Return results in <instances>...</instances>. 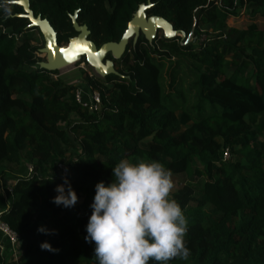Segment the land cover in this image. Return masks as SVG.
<instances>
[{
	"label": "trees",
	"instance_id": "trees-1",
	"mask_svg": "<svg viewBox=\"0 0 264 264\" xmlns=\"http://www.w3.org/2000/svg\"><path fill=\"white\" fill-rule=\"evenodd\" d=\"M150 2L148 16L204 41L181 47L179 38L130 40L115 62L123 78L86 79L100 99L94 112L77 103L74 86L51 78L57 72L38 67L40 33L17 17L20 7L11 4L12 18L0 20V219L21 249L7 261L13 249L0 244V264H95L94 243L84 240L94 186L112 182L120 159L159 161L182 178L171 196L186 216L190 255L169 264H264V0ZM29 4L58 44L76 36L70 16L77 11L99 48L121 39L146 0ZM243 11L260 17L261 26L227 28ZM70 136L79 152L65 165L78 200L64 208L51 201L63 182L59 144L71 145Z\"/></svg>",
	"mask_w": 264,
	"mask_h": 264
},
{
	"label": "clouds",
	"instance_id": "clouds-1",
	"mask_svg": "<svg viewBox=\"0 0 264 264\" xmlns=\"http://www.w3.org/2000/svg\"><path fill=\"white\" fill-rule=\"evenodd\" d=\"M10 0H0V20L11 19ZM112 182L95 184L86 243H94L95 264H169L186 261V216L172 198L171 172L159 161L132 163L120 159L111 168ZM56 185L52 203L73 207L78 200L66 177ZM39 232H46L38 228ZM51 250L48 243L40 245Z\"/></svg>",
	"mask_w": 264,
	"mask_h": 264
},
{
	"label": "water",
	"instance_id": "water-1",
	"mask_svg": "<svg viewBox=\"0 0 264 264\" xmlns=\"http://www.w3.org/2000/svg\"><path fill=\"white\" fill-rule=\"evenodd\" d=\"M29 1L14 0L11 4L22 9L23 14L17 15V17L26 19L29 22V29H37L39 31L43 40V47L39 50V56L42 61L38 63V67L48 73L59 72L84 60L85 64L92 68L101 79L109 76L123 78L116 71L114 62L122 59L130 40L132 45L135 46L140 36H142L149 45H152L157 33L160 31L164 40L179 38L180 46L186 47L188 40L185 43L183 40L185 38L188 39L193 32L186 37L184 32L175 31L172 25L164 19L148 16L147 11L151 9L152 4L150 0H146V4L138 6L137 11L133 14L125 32L117 43L110 42L97 48L89 40L90 32L87 27L78 24V12L76 11L73 16H70L76 36L70 38L66 44H58L57 33L48 20L42 19L40 16H34L30 9Z\"/></svg>",
	"mask_w": 264,
	"mask_h": 264
},
{
	"label": "rangeland",
	"instance_id": "rangeland-1",
	"mask_svg": "<svg viewBox=\"0 0 264 264\" xmlns=\"http://www.w3.org/2000/svg\"><path fill=\"white\" fill-rule=\"evenodd\" d=\"M218 4H220V1H217ZM256 23L259 27L261 26L262 24V20L260 17H255V18H250L246 11H243L237 18H233V17H229L226 21V24H227V28H238V29H241V28H244L245 26H247L248 24L250 23ZM161 32L159 31L157 33V36H160L161 37ZM34 37L37 38L39 40V46H41V48L43 47V40H42V37L41 35L39 36L37 33L34 34ZM205 39V36L202 35L199 40L194 36V32H192L191 36L187 39L185 38L183 40V42L185 43L186 40H188V43L186 44L187 46L188 45H194V46H197L198 44H200L201 42H203ZM39 56V54H38ZM40 58V56H39ZM41 59V58H40ZM120 66V65H119ZM116 71L119 69V67H115ZM51 78L53 79H59L61 80L65 85H68V86H74L75 87V90H83L84 92H87L88 88H87V81L86 79L87 78H90V79H101L100 77H98L95 72L93 71L92 68L88 67L85 63L83 62H80V63H77L76 65L72 66V67H68L64 70H61L59 72H57V74L55 75H51ZM61 127H64V124H61ZM70 139H71V145H62V144H59V152L62 156V159H63V163L64 164H67L70 160V158L77 154L79 152V143L78 141H73L72 137L70 136ZM228 159H229V156H228ZM6 168L9 172H15L17 170V166L15 165H11V164H6ZM27 168L31 169V166L27 165ZM172 178V181H173V184H174V188L171 192L174 193L175 191H177L178 189L181 188V182H182V178L181 177H173L171 176ZM12 182L9 181L7 182L6 186L9 187L11 186ZM3 197V192L0 188V199ZM1 212V210H0ZM2 241L3 243H7L6 240H4L3 238L0 240ZM9 245V244H8ZM8 248H11L13 249V252L12 253H6L7 255L6 256V260L7 261H10L14 255V257L17 259V256L19 254H21V249L19 248V246H10Z\"/></svg>",
	"mask_w": 264,
	"mask_h": 264
},
{
	"label": "built area",
	"instance_id": "built-area-1",
	"mask_svg": "<svg viewBox=\"0 0 264 264\" xmlns=\"http://www.w3.org/2000/svg\"><path fill=\"white\" fill-rule=\"evenodd\" d=\"M87 92H84L83 90H76L75 96L76 101L78 104L82 106H87L89 108V112H94L98 110L100 99L97 92H91L89 89H87ZM224 160L228 159V152L225 151L223 154ZM57 173L60 177H66L68 176V168L65 164H59L57 166ZM10 191V189H8ZM0 235L1 237L7 241V243L10 246H15L18 241V236L13 231L9 229V227L2 222L0 219ZM2 241H0V244L2 245ZM3 246V245H2Z\"/></svg>",
	"mask_w": 264,
	"mask_h": 264
},
{
	"label": "crops",
	"instance_id": "crops-1",
	"mask_svg": "<svg viewBox=\"0 0 264 264\" xmlns=\"http://www.w3.org/2000/svg\"><path fill=\"white\" fill-rule=\"evenodd\" d=\"M2 239L1 235H0V240Z\"/></svg>",
	"mask_w": 264,
	"mask_h": 264
},
{
	"label": "flooded vegetation",
	"instance_id": "flooded-vegetation-1",
	"mask_svg": "<svg viewBox=\"0 0 264 264\" xmlns=\"http://www.w3.org/2000/svg\"><path fill=\"white\" fill-rule=\"evenodd\" d=\"M109 59V58H108ZM114 65H115V67H116V64H115V62H114Z\"/></svg>",
	"mask_w": 264,
	"mask_h": 264
}]
</instances>
